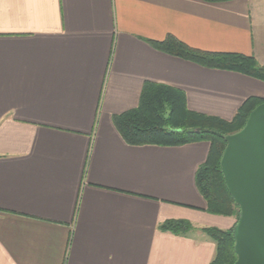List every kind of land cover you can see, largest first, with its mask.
I'll list each match as a JSON object with an SVG mask.
<instances>
[{
  "label": "crops",
  "instance_id": "0c3cea01",
  "mask_svg": "<svg viewBox=\"0 0 264 264\" xmlns=\"http://www.w3.org/2000/svg\"><path fill=\"white\" fill-rule=\"evenodd\" d=\"M167 37L264 67V0H0V264H211L203 229L235 219L197 188L210 144L133 146L115 117L151 82L231 121L264 82L151 44Z\"/></svg>",
  "mask_w": 264,
  "mask_h": 264
},
{
  "label": "trees",
  "instance_id": "16d2710c",
  "mask_svg": "<svg viewBox=\"0 0 264 264\" xmlns=\"http://www.w3.org/2000/svg\"><path fill=\"white\" fill-rule=\"evenodd\" d=\"M222 2L228 0H204ZM155 49L191 61L203 67L240 73L264 82V67L250 56L234 53H213L193 49L174 37L152 41ZM264 99L249 98L231 121L191 111L184 91L175 87L147 82L143 86L139 106L115 117V125L123 139L133 146L154 145L177 147L191 143L210 144L207 161L196 173L197 188L213 215L233 217L236 225L240 208L228 192L220 161L227 146L226 137L242 130L250 113ZM234 226L228 230L203 229L216 244L211 264H235ZM165 232L182 234L194 229L187 220H168L160 224Z\"/></svg>",
  "mask_w": 264,
  "mask_h": 264
},
{
  "label": "water",
  "instance_id": "95a60500",
  "mask_svg": "<svg viewBox=\"0 0 264 264\" xmlns=\"http://www.w3.org/2000/svg\"><path fill=\"white\" fill-rule=\"evenodd\" d=\"M226 140L220 166L228 192L240 208L234 226L235 264H264V104Z\"/></svg>",
  "mask_w": 264,
  "mask_h": 264
}]
</instances>
